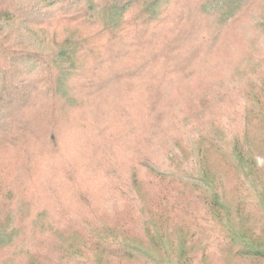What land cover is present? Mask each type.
I'll return each mask as SVG.
<instances>
[{"label":"rangeland","instance_id":"obj_1","mask_svg":"<svg viewBox=\"0 0 264 264\" xmlns=\"http://www.w3.org/2000/svg\"><path fill=\"white\" fill-rule=\"evenodd\" d=\"M187 23L156 49L129 46L112 68L88 54L90 69L44 110L47 121L24 111L10 122L29 132H0V220L15 235L0 245V264H80L77 250L91 264V242L107 231L147 246L144 221L160 206L165 229L193 231L208 211L193 191L201 165L233 213L241 206L249 228L264 230L249 207L258 193L241 188L229 155L239 140L264 181V0H247L227 23ZM133 59L141 74L108 77ZM106 262L143 264L121 254Z\"/></svg>","mask_w":264,"mask_h":264},{"label":"trees","instance_id":"obj_2","mask_svg":"<svg viewBox=\"0 0 264 264\" xmlns=\"http://www.w3.org/2000/svg\"><path fill=\"white\" fill-rule=\"evenodd\" d=\"M246 1L0 0V132H29L28 122L24 127L14 119L10 122L16 113L24 111H43L42 118L47 121L44 110H51L59 98L66 97L72 80L90 69L88 54H98L92 65L112 68L118 59L129 55V46L155 48L159 39L164 42L165 33L170 34L166 41L171 42V34L194 20L227 23ZM131 62H136L132 69L127 66L108 77L126 80L135 72L141 74V63L137 59ZM229 155L234 169L242 175L241 188H253L258 193L256 205L249 202V207L259 217L258 226L264 227V181L256 158L237 139ZM215 182L206 165H201L193 191L208 211L207 216L193 217V231L165 229L164 224L171 220L161 213L160 206L156 220L150 215L144 221L147 246L103 232L91 242L95 253L91 264H107L108 257L120 254L143 264H264V230L249 228L241 206L233 213ZM242 200L245 205L249 199L243 196ZM14 239L6 222L0 220V245L6 247ZM73 256L81 259L80 264L89 263L81 250L71 253Z\"/></svg>","mask_w":264,"mask_h":264}]
</instances>
